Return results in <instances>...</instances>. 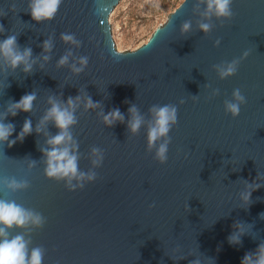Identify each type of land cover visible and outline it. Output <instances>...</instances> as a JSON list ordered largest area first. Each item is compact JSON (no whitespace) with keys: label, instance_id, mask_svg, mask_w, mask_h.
<instances>
[{"label":"water","instance_id":"obj_1","mask_svg":"<svg viewBox=\"0 0 264 264\" xmlns=\"http://www.w3.org/2000/svg\"><path fill=\"white\" fill-rule=\"evenodd\" d=\"M119 1L61 0L51 20L36 21L31 0H0V42L15 36L32 65L25 72L0 56V123L14 125L9 140L32 123L22 142H0V199L43 220L7 229L9 238L23 235L29 253L41 248L42 264H240L246 253L255 261L264 244V0H232L230 18L210 12L207 0H183L148 41L125 51L110 23ZM234 60L236 72L221 78L216 66ZM235 89L245 97L237 116L225 110ZM33 93L31 111H8ZM69 97L80 99L72 142L61 147L85 174L71 181L46 175L48 140L59 129L41 123L50 98L67 107ZM154 105L175 106L177 120L150 149ZM132 107L143 118L135 133ZM115 109L123 119L106 124ZM11 178L27 187L8 189Z\"/></svg>","mask_w":264,"mask_h":264},{"label":"clouds","instance_id":"obj_2","mask_svg":"<svg viewBox=\"0 0 264 264\" xmlns=\"http://www.w3.org/2000/svg\"><path fill=\"white\" fill-rule=\"evenodd\" d=\"M61 0H31L30 9L31 16L36 21L51 20L57 13ZM232 0H207L208 9L214 13L217 17L230 18L233 15L231 9ZM201 29L205 32L209 31L211 25L201 24ZM190 28L189 23L183 25V30L187 31ZM62 39L65 41H73L71 35H63ZM16 37L10 36L6 40L0 42V56H4L10 59L11 66L13 68L19 66L21 63L25 64L24 71H31L32 65L28 63L31 57V49H25L23 52L17 51ZM49 48L48 42H45V49ZM47 59V57H45ZM67 61V57H63L60 61L64 64ZM87 63V58L81 59V64ZM238 61H232L226 66H216L218 73L221 78L233 75L237 70ZM75 71H82V68H76ZM233 97L236 102L231 101L225 102V110L231 113L233 116H237L240 112V106L245 101V97L241 95L239 89L233 91ZM36 99L35 94H25L18 102L10 105L8 111L13 116L18 111L29 112L32 110L33 101ZM79 97L73 99L68 98L67 107H63L60 103L50 98L51 108L47 114L43 117L42 124L48 120H52L55 126L59 129V132L48 140V144L52 147L46 152L47 156V168L46 175L49 178H65L69 181L73 178L83 179L84 173L78 172L77 155L73 154L70 147L63 146L72 142V135L70 132V126L76 123L75 109L77 107V101ZM87 107H94L91 98L87 101ZM133 113V119L130 122V130L135 133L139 130L143 118L137 113L135 107L129 109ZM150 112L153 114L154 123L150 127L148 132V144L151 149L156 145V142L161 138H166L173 124L177 120V109L173 105H154ZM123 116L119 109H115L109 112L105 117L104 121L106 124L111 125L116 120H122ZM14 131V125L0 123V142H8V147H12L17 140L23 141V139L31 134L32 123L26 119L24 121L20 134L16 137V140H9V137ZM40 131V127L37 128ZM93 153H98L99 149L94 148ZM168 151V140L165 139L164 143L159 145L156 152V158L161 162L167 159ZM100 161H93L94 164H98ZM95 174L91 173L87 176L89 180L94 179ZM6 187L10 190H18L27 187L26 181H19L15 178L8 179L6 181ZM83 187V185H81ZM251 193L244 195V199L248 200ZM43 223L42 217L32 212L31 210L25 209L15 201H8L0 199V264H42L43 252L42 249L37 247L31 249L29 253L28 241L25 240L23 235H16L9 238L7 229H11L14 226L23 228L29 224L39 227ZM230 243H239V237L233 235L229 239ZM257 258L255 261L252 259V254L246 253L241 260L240 264H264V244L258 246Z\"/></svg>","mask_w":264,"mask_h":264},{"label":"rangeland","instance_id":"obj_3","mask_svg":"<svg viewBox=\"0 0 264 264\" xmlns=\"http://www.w3.org/2000/svg\"><path fill=\"white\" fill-rule=\"evenodd\" d=\"M182 1L120 0L110 14L117 49L135 50L144 44Z\"/></svg>","mask_w":264,"mask_h":264}]
</instances>
